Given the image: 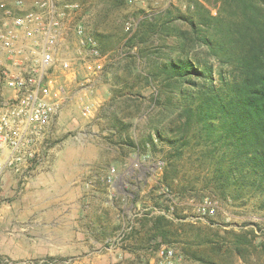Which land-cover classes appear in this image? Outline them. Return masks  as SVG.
<instances>
[{
	"label": "rangeland",
	"instance_id": "1",
	"mask_svg": "<svg viewBox=\"0 0 264 264\" xmlns=\"http://www.w3.org/2000/svg\"><path fill=\"white\" fill-rule=\"evenodd\" d=\"M171 5L183 12L188 8L186 0H127L117 21L111 23L127 38L142 18ZM99 7L82 0L75 20L66 26L51 72L52 91H63L55 95L60 108L47 125L36 154L22 173L10 168L0 173V264L156 261L154 251L139 247L138 237L126 236L141 213L163 212L146 194L157 184L164 166L158 161H164L168 150L155 136L154 128L166 133L170 109L154 102L155 97L164 101V90L157 80L149 81L147 73L157 55L160 61L163 58L155 49L161 50L162 56L175 55L168 47L174 41L172 37L160 41L150 38L131 48L120 45L103 51L94 38L101 56L92 57L78 50L73 26L81 21L90 33L92 17ZM62 59L71 61L68 69L60 65ZM109 100L111 109L131 124L127 135L135 142V149L127 148L119 133L112 134L108 129V117L101 112ZM86 103H91L92 109L83 115ZM134 196L138 198L135 201ZM211 202L214 211L206 215L217 224L229 222L227 227L238 228L244 222L264 223L261 196L252 195L243 204ZM198 204L192 200L181 203L191 206L183 212L194 214L189 217L193 220L200 218ZM172 247L175 264H199L183 258L178 248Z\"/></svg>",
	"mask_w": 264,
	"mask_h": 264
},
{
	"label": "trees",
	"instance_id": "2",
	"mask_svg": "<svg viewBox=\"0 0 264 264\" xmlns=\"http://www.w3.org/2000/svg\"><path fill=\"white\" fill-rule=\"evenodd\" d=\"M85 1L100 5L90 34L103 51L150 38L174 41L168 47L175 55L155 49L163 58L157 55L147 73L164 90V101L154 102L170 109L166 133L154 128L168 150L159 180L146 194L163 212L141 213L126 238L138 237L139 247L150 252L161 244L176 246L199 264H264V223L227 227L229 222L217 224L206 214L193 220L194 214L183 212L191 206L181 205L264 199V0H186L185 12L171 5L144 17L127 38L112 24L127 0ZM105 105L108 129L135 149L127 135L131 124L111 109V100Z\"/></svg>",
	"mask_w": 264,
	"mask_h": 264
},
{
	"label": "built area",
	"instance_id": "3",
	"mask_svg": "<svg viewBox=\"0 0 264 264\" xmlns=\"http://www.w3.org/2000/svg\"><path fill=\"white\" fill-rule=\"evenodd\" d=\"M81 6L82 0L0 1V173L6 168L16 173L27 169L47 125L60 108L55 95L63 91H52L51 72L66 26L75 20ZM73 29L78 50L99 58L97 42L81 21H76ZM60 65L68 69L71 61L62 59ZM91 109L92 104L86 103L83 115ZM158 165H164V161H158ZM196 207L202 215L214 211L210 200ZM154 252V264H175L172 246L161 244Z\"/></svg>",
	"mask_w": 264,
	"mask_h": 264
}]
</instances>
